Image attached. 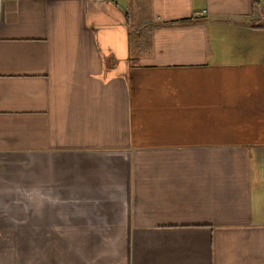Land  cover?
Returning a JSON list of instances; mask_svg holds the SVG:
<instances>
[{
  "label": "crops",
  "instance_id": "0c3cea01",
  "mask_svg": "<svg viewBox=\"0 0 264 264\" xmlns=\"http://www.w3.org/2000/svg\"><path fill=\"white\" fill-rule=\"evenodd\" d=\"M258 20L0 0V264H264Z\"/></svg>",
  "mask_w": 264,
  "mask_h": 264
},
{
  "label": "built area",
  "instance_id": "2783aa9c",
  "mask_svg": "<svg viewBox=\"0 0 264 264\" xmlns=\"http://www.w3.org/2000/svg\"><path fill=\"white\" fill-rule=\"evenodd\" d=\"M264 0H256L257 5H258V11H259V15L261 18H264V6L262 5V2Z\"/></svg>",
  "mask_w": 264,
  "mask_h": 264
},
{
  "label": "trees",
  "instance_id": "16d2710c",
  "mask_svg": "<svg viewBox=\"0 0 264 264\" xmlns=\"http://www.w3.org/2000/svg\"><path fill=\"white\" fill-rule=\"evenodd\" d=\"M256 27L264 28V20H258L257 23L254 24Z\"/></svg>",
  "mask_w": 264,
  "mask_h": 264
}]
</instances>
